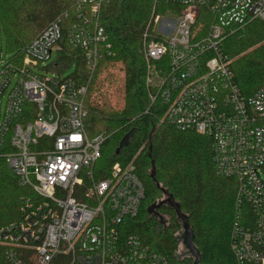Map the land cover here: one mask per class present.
<instances>
[{
  "label": "built area",
  "instance_id": "1",
  "mask_svg": "<svg viewBox=\"0 0 264 264\" xmlns=\"http://www.w3.org/2000/svg\"><path fill=\"white\" fill-rule=\"evenodd\" d=\"M78 0L67 44L84 52L88 81L50 74L54 52L61 59L64 30L52 21L26 47L21 60L0 52V150L19 183L45 198L23 205L21 220L0 230L9 264H169V259L119 225L135 217L146 187L133 163L112 166L109 178L93 181L89 202L75 191L92 178L107 136L86 128V96L100 60L112 54L102 6ZM178 13L153 14L143 32L145 87L167 121L213 141L218 174L237 181L238 209L248 206L255 226L236 221L232 250L238 264H264V85L245 97L223 52L227 37L254 20L264 21V0H155ZM54 67V68H55ZM39 71H45L43 73ZM32 106L27 107L26 105ZM49 106L48 119L42 113ZM32 107V108H31ZM28 108L35 117L22 121ZM148 111V110H147ZM146 111V112H147Z\"/></svg>",
  "mask_w": 264,
  "mask_h": 264
},
{
  "label": "trees",
  "instance_id": "2",
  "mask_svg": "<svg viewBox=\"0 0 264 264\" xmlns=\"http://www.w3.org/2000/svg\"><path fill=\"white\" fill-rule=\"evenodd\" d=\"M78 0H0V31L6 39V54L21 60L26 47L52 21H59L64 30V51L56 64L58 70L76 65L74 75L80 82L88 81L84 52L70 47L68 26L76 22L72 10ZM178 13L173 3L155 0H108L102 6L101 25L104 27L112 54L99 62L89 89L95 86L98 73L104 66L121 64L124 70V106L120 110L97 109L86 96V128L91 136L105 134L101 157L92 167V178L84 176L75 197L90 202L86 196L93 181L109 178L112 166L133 163L146 187V196L135 217H128L119 225L120 240L130 235L169 259V264H189L176 252L181 240V221L168 206L157 211L169 219L161 224L158 217L148 213V207L161 200L163 192L151 176L152 160L156 180L180 203L188 215L195 233V244L202 259L200 264H238L232 250V230L239 221L255 226V215L246 205L236 206L237 181L217 173L213 163V141L210 136L192 130H181L164 121V107L151 105L145 87L146 62L143 55V32L153 14ZM1 52V49H0ZM223 52L230 60L234 82L241 94L249 97L264 85V21L254 20L242 31L227 37ZM108 82L106 77L100 87ZM97 87V90L100 89ZM31 104L26 105L27 107ZM32 108V107H31ZM24 111L22 121L35 117L33 109ZM148 110V111H147ZM147 111V112H146ZM133 131L129 143L117 152L122 138ZM11 151L9 143L0 150V230L23 217L26 200L40 204L45 198L31 187L19 183L2 155ZM151 153V156H149ZM0 264H9L6 246L0 243Z\"/></svg>",
  "mask_w": 264,
  "mask_h": 264
},
{
  "label": "rangeland",
  "instance_id": "3",
  "mask_svg": "<svg viewBox=\"0 0 264 264\" xmlns=\"http://www.w3.org/2000/svg\"><path fill=\"white\" fill-rule=\"evenodd\" d=\"M0 49L3 55L7 53L5 35L1 31H0ZM57 58H58V53L54 52V54L52 55V59L46 63V65H50V67H52V70L49 72L50 74L55 73L57 75L60 74L62 77H68L75 73L76 71L75 64L65 69H62V70L55 69L56 68L55 65H52V64L55 63ZM39 72L43 73L45 71H39ZM106 77H108L109 83H106L105 85H102V87H100V83ZM97 87H100V89L97 90ZM87 102L88 103L90 102L97 109H104L106 111L120 110L123 108L124 103H125V100H124V70L121 64L107 65L101 69V71L98 73L95 86L94 87L92 86L89 89ZM49 115H50L49 106L48 104H46V109L42 113V117L48 119ZM163 198H164V195H162L161 199ZM162 216L164 217L166 221L169 219L167 215H162ZM182 233H183V229L181 228V230L177 234L178 235L181 234L182 236ZM176 255L181 260L189 261V264H193L194 262V258L185 249L182 242L180 243V246H179L178 251L176 252Z\"/></svg>",
  "mask_w": 264,
  "mask_h": 264
},
{
  "label": "water",
  "instance_id": "4",
  "mask_svg": "<svg viewBox=\"0 0 264 264\" xmlns=\"http://www.w3.org/2000/svg\"><path fill=\"white\" fill-rule=\"evenodd\" d=\"M134 130L128 132L121 140L120 145L118 147L117 152H120V150L125 147L130 140V137L132 135ZM151 156V153L150 155ZM156 167L154 164V161L152 160V171L151 176L153 180L156 182V185L161 188L164 198L153 203L151 206L148 207V213L154 214L156 217L159 218V221L161 224H165L166 220L164 217L159 214L157 209H159L162 206H168L171 208L175 213L176 216L181 220L183 233L181 236L182 244L185 247V249L191 254V256L194 258L193 264H200L202 255L199 250V248L195 244V233L193 228L191 227L190 220L187 214H185L182 209L179 202L176 201L174 196L165 188L161 187V185L157 182L156 177Z\"/></svg>",
  "mask_w": 264,
  "mask_h": 264
}]
</instances>
